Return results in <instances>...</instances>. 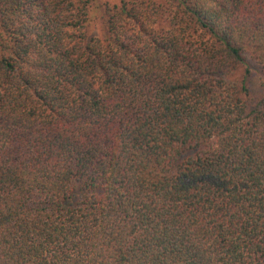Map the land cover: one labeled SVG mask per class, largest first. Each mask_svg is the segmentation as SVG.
Instances as JSON below:
<instances>
[{
    "label": "trees",
    "instance_id": "16d2710c",
    "mask_svg": "<svg viewBox=\"0 0 264 264\" xmlns=\"http://www.w3.org/2000/svg\"><path fill=\"white\" fill-rule=\"evenodd\" d=\"M0 264H264V0H0Z\"/></svg>",
    "mask_w": 264,
    "mask_h": 264
},
{
    "label": "rangeland",
    "instance_id": "374dc122",
    "mask_svg": "<svg viewBox=\"0 0 264 264\" xmlns=\"http://www.w3.org/2000/svg\"><path fill=\"white\" fill-rule=\"evenodd\" d=\"M99 3H109V4H115L118 3L119 0H97ZM157 3H161L163 2V0H153ZM98 29V24L97 23H93L92 25V30H96ZM237 77V73H234L232 78H236ZM262 87H261V80L260 78L253 73L251 78H250V83H249V96L251 98V104H253V98H257L260 93L262 92Z\"/></svg>",
    "mask_w": 264,
    "mask_h": 264
}]
</instances>
